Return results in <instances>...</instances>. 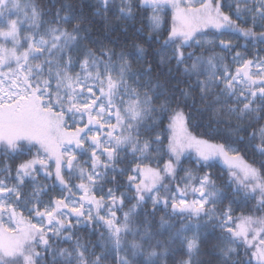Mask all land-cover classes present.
I'll use <instances>...</instances> for the list:
<instances>
[{
  "label": "snow or ice",
  "instance_id": "obj_1",
  "mask_svg": "<svg viewBox=\"0 0 264 264\" xmlns=\"http://www.w3.org/2000/svg\"><path fill=\"white\" fill-rule=\"evenodd\" d=\"M196 4L0 0V264H264V0Z\"/></svg>",
  "mask_w": 264,
  "mask_h": 264
},
{
  "label": "trees",
  "instance_id": "obj_2",
  "mask_svg": "<svg viewBox=\"0 0 264 264\" xmlns=\"http://www.w3.org/2000/svg\"><path fill=\"white\" fill-rule=\"evenodd\" d=\"M41 2L43 3L44 0H41ZM77 3L80 2V0H76ZM89 2H91V0H89ZM85 11H89L87 8H85ZM169 20H170V16L168 17ZM113 23L115 24L116 21L113 20ZM137 27H139V25H137ZM95 30V29H94ZM239 43L243 44L244 41L242 39H240L238 41ZM203 129H200L199 131L196 132L197 135L200 134V132H202ZM213 171L217 174V175H223L224 174V169H223V166H218L217 168L213 169ZM254 203V202H253ZM242 210L244 211H247L246 208H243ZM205 251L207 252V248L205 249ZM187 259V256L184 254V250H182L179 245H174L173 246V249L170 253V256L168 258V261H167V264H181V261L182 260H186ZM202 259H205V260H211L212 257L211 256H208V255H205L202 257Z\"/></svg>",
  "mask_w": 264,
  "mask_h": 264
},
{
  "label": "rangeland",
  "instance_id": "obj_3",
  "mask_svg": "<svg viewBox=\"0 0 264 264\" xmlns=\"http://www.w3.org/2000/svg\"><path fill=\"white\" fill-rule=\"evenodd\" d=\"M185 2H187V0H185ZM192 3L194 4V6H198V4H196V0H192Z\"/></svg>",
  "mask_w": 264,
  "mask_h": 264
}]
</instances>
